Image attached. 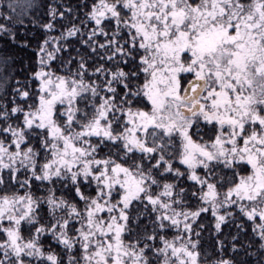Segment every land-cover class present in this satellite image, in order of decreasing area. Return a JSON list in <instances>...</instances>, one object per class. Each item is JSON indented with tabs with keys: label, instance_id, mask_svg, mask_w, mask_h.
Wrapping results in <instances>:
<instances>
[{
	"label": "snow or ice",
	"instance_id": "obj_1",
	"mask_svg": "<svg viewBox=\"0 0 264 264\" xmlns=\"http://www.w3.org/2000/svg\"><path fill=\"white\" fill-rule=\"evenodd\" d=\"M0 264H264V0H0Z\"/></svg>",
	"mask_w": 264,
	"mask_h": 264
}]
</instances>
